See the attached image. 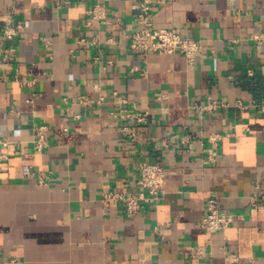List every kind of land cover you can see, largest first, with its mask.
<instances>
[{
    "label": "crops",
    "instance_id": "1",
    "mask_svg": "<svg viewBox=\"0 0 264 264\" xmlns=\"http://www.w3.org/2000/svg\"><path fill=\"white\" fill-rule=\"evenodd\" d=\"M152 1L156 28L200 41L193 63L130 50L142 0H0V264H264V0ZM141 162L164 193L128 216L106 196L138 192ZM211 195L234 216L216 234Z\"/></svg>",
    "mask_w": 264,
    "mask_h": 264
},
{
    "label": "built area",
    "instance_id": "2",
    "mask_svg": "<svg viewBox=\"0 0 264 264\" xmlns=\"http://www.w3.org/2000/svg\"><path fill=\"white\" fill-rule=\"evenodd\" d=\"M61 2L62 0H59L60 5ZM152 2V0H142L138 6L136 19L139 26L130 35V50L142 56H146L149 53L165 55L179 53L193 63L202 49L200 41L194 38H184L175 29L156 28L152 20ZM89 13L93 20L103 22L106 19V10L101 5L94 6ZM16 34L17 32L14 28H8L5 31V37L8 39L13 38ZM141 73L144 74L142 70ZM236 105L241 109H245L240 102H237ZM218 107H227V103L212 101L206 106H198V109L210 111L216 110ZM124 116L132 117L134 115L127 112ZM144 120L145 116L143 114H137V121L143 122ZM188 139V137H183L182 143H187ZM222 139L223 135L215 134L209 136L208 141L215 149ZM44 140L43 132L39 131L38 139L36 140V148L38 150L46 146ZM217 155L218 152L214 150L209 155L208 161L214 162ZM4 157L3 154H0V162ZM137 169L141 174L140 190L138 192H115L106 196L111 201L119 202L128 216L139 214L143 210L144 204L153 205L158 203L164 193L167 179V171L160 162H141L138 164ZM252 201L257 211L264 215V194L260 192L259 188L256 189ZM233 222L234 216L222 212L219 207L218 197L211 195L207 200L206 212L199 223V228L206 233L216 234L226 230ZM202 255L203 250L200 248L192 253V257H200Z\"/></svg>",
    "mask_w": 264,
    "mask_h": 264
}]
</instances>
